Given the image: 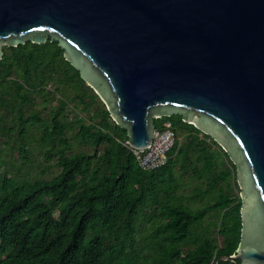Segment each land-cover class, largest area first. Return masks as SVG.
<instances>
[{"label":"trees","instance_id":"1","mask_svg":"<svg viewBox=\"0 0 264 264\" xmlns=\"http://www.w3.org/2000/svg\"><path fill=\"white\" fill-rule=\"evenodd\" d=\"M4 52L0 264H240L229 258L242 231L236 165L212 137L180 114L155 118L157 129L171 121L185 140L166 164L144 169L127 129L57 40ZM32 139L60 172H1L4 148L26 159Z\"/></svg>","mask_w":264,"mask_h":264},{"label":"water","instance_id":"2","mask_svg":"<svg viewBox=\"0 0 264 264\" xmlns=\"http://www.w3.org/2000/svg\"><path fill=\"white\" fill-rule=\"evenodd\" d=\"M57 40L128 143L180 114L236 165L240 264H264V0H0L5 46Z\"/></svg>","mask_w":264,"mask_h":264},{"label":"rangeland","instance_id":"3","mask_svg":"<svg viewBox=\"0 0 264 264\" xmlns=\"http://www.w3.org/2000/svg\"><path fill=\"white\" fill-rule=\"evenodd\" d=\"M58 97H60V95ZM68 112L72 116L76 113L72 106L68 107ZM82 115L85 116L86 113H82ZM73 132L74 131L70 132V135ZM33 133L37 136L39 134V131L34 130ZM178 139L179 141L183 142L185 140L184 134L179 133ZM28 149L30 153L25 155L26 159H23L17 149L12 150L10 149V147H5L2 159L6 164L2 165L1 172L9 170L11 175H14L18 174L20 169L22 171L21 174H27L28 176L33 178H49L57 175L60 172L61 169L59 165H57V159L47 161L43 154V148L40 146L36 139L29 140ZM225 164H229L228 160Z\"/></svg>","mask_w":264,"mask_h":264},{"label":"built area","instance_id":"4","mask_svg":"<svg viewBox=\"0 0 264 264\" xmlns=\"http://www.w3.org/2000/svg\"><path fill=\"white\" fill-rule=\"evenodd\" d=\"M178 134L171 121L164 123L162 129H156L152 142L143 148L132 147L139 165L147 170L166 164L168 153L176 144Z\"/></svg>","mask_w":264,"mask_h":264}]
</instances>
